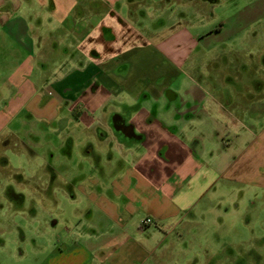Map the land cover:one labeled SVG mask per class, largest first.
Returning <instances> with one entry per match:
<instances>
[{
    "label": "crops",
    "instance_id": "0c3cea01",
    "mask_svg": "<svg viewBox=\"0 0 264 264\" xmlns=\"http://www.w3.org/2000/svg\"><path fill=\"white\" fill-rule=\"evenodd\" d=\"M143 1L0 0V59L14 63L0 84V93H6L0 103V138L1 144L14 141L33 153L39 138L54 137L58 145L50 150L55 153L52 161L56 151L70 160L73 135L80 138L86 130H106L107 136L101 138L110 149H86L80 160L85 182L74 186L78 176L71 175L66 184L84 189L95 210L118 224L119 233L137 232L146 259L163 248L169 235L179 239L178 228L186 218L197 216L194 210L206 196L213 198L222 190L219 184L240 183L241 194L243 185L254 189L264 185V158L255 160L261 151L255 143L264 138V126L254 125L264 119L238 117L248 115L249 109L235 102L240 92L232 98L224 89L209 108L224 107L230 119H182L185 110L177 111L175 118L171 109L160 117V107L171 108L179 98V91L166 81L179 76L191 50L185 47L183 30L160 35L155 56L165 65L160 62L157 67L145 56L154 47L150 40L141 44L133 42L134 35L116 36L114 28L129 24L133 11L142 12ZM189 2L194 6L199 1ZM133 53L141 55L137 63ZM160 76L163 82L155 84ZM223 98L235 112L222 104ZM125 109L133 133L127 140L116 137L108 119ZM89 142L85 139L86 145ZM232 150L238 155L231 157ZM52 161L45 163L49 186L58 171ZM65 166L69 168L66 162ZM88 166L97 176L87 174ZM135 216L140 219L132 224ZM145 218L152 225H144ZM148 238L156 241L151 248H146ZM84 249L87 259L82 263L94 264L91 249Z\"/></svg>",
    "mask_w": 264,
    "mask_h": 264
},
{
    "label": "rangeland",
    "instance_id": "374dc122",
    "mask_svg": "<svg viewBox=\"0 0 264 264\" xmlns=\"http://www.w3.org/2000/svg\"><path fill=\"white\" fill-rule=\"evenodd\" d=\"M198 1L193 6L189 0H144L139 6L144 13L133 11L129 24L114 28L116 36L134 35L133 42L141 44L150 40L154 47L147 49L145 56L160 67L164 62L155 56L160 35L166 37L183 30L184 44L190 48L191 55L179 76L166 81L179 91V98L171 102V108L168 104L161 106L160 117L163 111L171 109L169 113L175 118L177 111L185 110L182 119H230L224 107L223 110L209 108L214 96L224 89L232 92V98L235 91L240 92L235 102L249 109L248 115L239 113L238 117L244 115L246 119L260 122L264 119V0ZM101 52L103 55L104 51ZM235 57L237 60H231ZM6 60L0 59V84L14 64ZM161 76L155 84L163 82ZM257 88H260L258 93ZM5 94L0 93V103ZM221 100L235 112L232 103H227L225 98ZM131 110L134 112L135 108ZM247 123L253 125V122ZM254 125L263 127L264 120ZM75 137L72 158L65 159L56 151L53 161L55 153L51 151L57 150L58 145L54 137L53 140L39 138L33 153L28 146H17L14 141L1 144L4 139L0 138V264H83V259L84 263L87 259L84 248L91 249L94 264L99 261L105 264H264V185L256 189L243 185L241 194L240 183L217 184L223 185L219 187L222 190L213 198L206 196L196 206L197 216H190L191 220L186 218L178 228L179 239L176 234L169 235L162 249L143 259L140 249L143 240L137 232L119 233L118 224L104 219L95 210L84 189L66 184L71 175L78 176L74 186L85 182L84 175H80V168L84 167L80 160L88 149L85 139L93 145L92 151L110 149L95 128L83 131L80 138ZM255 145L261 150L255 158L257 161L264 158V138ZM236 155L232 150L231 157ZM48 161L56 163L58 170L50 186L49 171L45 168ZM87 169L88 175L97 176L89 166ZM83 174L86 176L84 170ZM261 174L264 177V168ZM12 193L21 194L22 199L14 201ZM139 219L135 216L130 222L136 224ZM148 240L146 248L156 244L155 238Z\"/></svg>",
    "mask_w": 264,
    "mask_h": 264
},
{
    "label": "flooded vegetation",
    "instance_id": "af4514ba",
    "mask_svg": "<svg viewBox=\"0 0 264 264\" xmlns=\"http://www.w3.org/2000/svg\"><path fill=\"white\" fill-rule=\"evenodd\" d=\"M170 96V95H169ZM129 110L125 109L123 112L117 114L111 115L109 119V123L111 125V131L116 135L118 139H123L127 140L129 138L133 137V133L131 131V125L127 123V119H129ZM97 133L99 134L100 137H106L107 132L106 130L102 128L97 129ZM103 138V139H104ZM88 149H92V144L89 142L87 143ZM11 198L14 201L19 202L20 198L22 199V195L19 193H12Z\"/></svg>",
    "mask_w": 264,
    "mask_h": 264
},
{
    "label": "built area",
    "instance_id": "2783aa9c",
    "mask_svg": "<svg viewBox=\"0 0 264 264\" xmlns=\"http://www.w3.org/2000/svg\"><path fill=\"white\" fill-rule=\"evenodd\" d=\"M152 222V220L150 219V218H145L144 220H143V224L145 225V224H150Z\"/></svg>",
    "mask_w": 264,
    "mask_h": 264
}]
</instances>
